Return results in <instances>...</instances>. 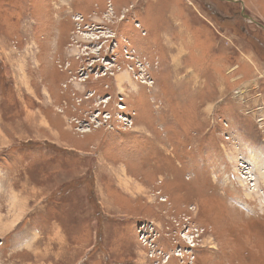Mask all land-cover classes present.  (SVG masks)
<instances>
[{
	"label": "rangeland",
	"instance_id": "1",
	"mask_svg": "<svg viewBox=\"0 0 264 264\" xmlns=\"http://www.w3.org/2000/svg\"><path fill=\"white\" fill-rule=\"evenodd\" d=\"M259 116L264 0H0V264H264Z\"/></svg>",
	"mask_w": 264,
	"mask_h": 264
},
{
	"label": "built area",
	"instance_id": "2",
	"mask_svg": "<svg viewBox=\"0 0 264 264\" xmlns=\"http://www.w3.org/2000/svg\"><path fill=\"white\" fill-rule=\"evenodd\" d=\"M263 116H259L257 119H260V120H262L263 121V124H264V119L262 118ZM259 125H260V127H262V124L261 123H259ZM262 133H264V131H262ZM229 138V137H228ZM231 138H232V140H235L236 142H235V144L237 145V146H239L240 147V144H239V142L237 141V139H233V136L231 135ZM226 141H228L227 139H226ZM263 144H264V136H263ZM240 150V154H242V160L244 161V162H242V164H241V167H242V170H243V168H244V166H248V170L247 171H249V173H250V177H251V180H254V173H252L251 171H252V164H250L251 162H249V159H247V157H244L243 155H246V154H248V152L250 151V149H245L244 151L240 148L239 149ZM245 152V153H244ZM235 169V168H234ZM236 170H239L237 167H236ZM235 170V172L237 173V171ZM244 171V170H243ZM245 172V171H244ZM240 174V173H239ZM240 175H242V174H240ZM256 178H257V176H256ZM256 178H255V180H256Z\"/></svg>",
	"mask_w": 264,
	"mask_h": 264
},
{
	"label": "bare ground",
	"instance_id": "3",
	"mask_svg": "<svg viewBox=\"0 0 264 264\" xmlns=\"http://www.w3.org/2000/svg\"><path fill=\"white\" fill-rule=\"evenodd\" d=\"M41 68V67H40ZM46 74V73H45ZM129 77V76H128ZM28 79V78H27ZM131 81V80H130ZM131 84V83H130ZM232 155V154H231ZM235 156H236V154H235V152L233 153V157H232V159H234L235 158ZM257 156V155H256ZM255 159H256V157H255ZM234 161H236L235 159H234ZM241 166V165H240ZM260 167V164L259 163H257V166L255 167V171L258 173V175H259V172H258V168ZM128 170V169H127ZM243 170L245 171V170H248V166L246 167V166H244V168H243ZM243 170H241V171H243ZM123 173V172H122ZM248 173V174H247ZM247 173H245L244 172V175H246L247 174V176H244V178L243 179H240V181H248V178H249V176L248 175H250V173H249V171H247ZM123 175H124V173H123ZM122 180V179H121ZM250 180H251V177H250ZM118 182V181H117Z\"/></svg>",
	"mask_w": 264,
	"mask_h": 264
},
{
	"label": "flooded vegetation",
	"instance_id": "4",
	"mask_svg": "<svg viewBox=\"0 0 264 264\" xmlns=\"http://www.w3.org/2000/svg\"><path fill=\"white\" fill-rule=\"evenodd\" d=\"M212 12H213L212 14H213L214 16H217V13H215L214 11H212Z\"/></svg>",
	"mask_w": 264,
	"mask_h": 264
}]
</instances>
